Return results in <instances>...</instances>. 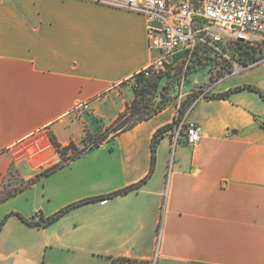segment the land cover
<instances>
[{
    "label": "crops",
    "instance_id": "crops-1",
    "mask_svg": "<svg viewBox=\"0 0 264 264\" xmlns=\"http://www.w3.org/2000/svg\"><path fill=\"white\" fill-rule=\"evenodd\" d=\"M159 55L140 13L0 0V187L14 167L28 181L58 163L51 134L66 146L103 132ZM248 85L264 93V61L212 90ZM178 112L170 105L0 200V264H264V98L247 88L202 98L185 113L200 142L174 146L169 129L154 159L155 134ZM61 210L46 226L13 214Z\"/></svg>",
    "mask_w": 264,
    "mask_h": 264
},
{
    "label": "built area",
    "instance_id": "built-area-1",
    "mask_svg": "<svg viewBox=\"0 0 264 264\" xmlns=\"http://www.w3.org/2000/svg\"><path fill=\"white\" fill-rule=\"evenodd\" d=\"M90 1L144 15L149 48L160 53L157 59L141 71L146 77L184 60L198 44L210 45L223 53L220 45L228 39L256 44L264 36V0ZM198 92L202 90L199 89ZM204 94H200L193 105L204 98ZM181 104L180 100L179 108ZM170 132H173L174 146L183 139L187 144L194 146L202 138L201 126L188 121L186 114L177 120ZM106 202L108 198L100 200L101 204ZM157 258L158 255L133 264H157Z\"/></svg>",
    "mask_w": 264,
    "mask_h": 264
},
{
    "label": "rangeland",
    "instance_id": "rangeland-1",
    "mask_svg": "<svg viewBox=\"0 0 264 264\" xmlns=\"http://www.w3.org/2000/svg\"><path fill=\"white\" fill-rule=\"evenodd\" d=\"M260 39L256 44L228 39L220 45L223 53L210 45L201 43L191 50L187 58L178 61L171 68L154 74L151 79L142 80L136 77L130 84L132 93L128 97L127 107L120 113L122 115L118 119L116 118L103 132L96 135L88 134L79 144L75 143L77 148L69 149L64 160L59 154L61 158L58 163L68 161L69 156L75 157L83 154L95 142L105 141L109 137L115 136L116 133L151 112L159 111L176 103L180 119L200 94L205 93L204 98L225 94L215 93L212 89L233 74L264 61V36ZM179 58L180 56L177 59ZM199 89L202 92H198ZM180 100L181 103L188 102L184 115H181V107L178 106ZM102 133L106 135L105 140H102L105 136L100 137ZM171 135L173 137V132ZM172 157L173 152L171 159ZM27 182L22 177L20 168L14 167L6 175L3 185L0 187V200L21 189Z\"/></svg>",
    "mask_w": 264,
    "mask_h": 264
},
{
    "label": "trees",
    "instance_id": "trees-1",
    "mask_svg": "<svg viewBox=\"0 0 264 264\" xmlns=\"http://www.w3.org/2000/svg\"><path fill=\"white\" fill-rule=\"evenodd\" d=\"M152 76H153V75H152ZM152 76H150V77H146V76H144V73H143V72H140V73H138V74L136 75L137 78H140V79H142V80H149V79L152 78ZM139 81H140V80H139ZM139 83H140V82H139ZM244 88H247V89H250V90L257 91V92H259V93L261 94V96L264 98V93H263L260 89H258V88L255 87V86H252V85H248V86H240V87H237V88H235V89H232V90L226 92L225 94H220V95H218V96L216 95V96H213V97H216V98H217V97H220V98H221V97H224L225 95H227L228 93H231V92L236 91V90H239V89H244ZM187 106H188V102H183V103H182V106H181V108H180L181 115H184V113L186 112ZM161 110H162V109H160L159 111H161ZM159 111H154V112H151V113L147 114L146 116L142 117L139 121L133 123L132 125H130V126L127 127V128H124V129L121 130V131H125V130H127V129L133 127L134 125H136V124L139 123L140 121H143V120H145V119H148V118L152 117L154 114L158 113ZM121 115H122V114H120V115L117 117V119H118ZM171 127H172L171 124L166 125L165 127L159 129V130L157 131V133L155 134V137H154V139H153V157H154V159H155V155H156L157 146H158V144H159L161 138L163 137L164 132L167 131V130H169ZM121 131H119L118 133H120ZM118 133H116V134H118ZM103 136H105V137H103ZM100 137H103L102 140H105V138H106L105 133H102V134L100 135ZM50 139H51V142L53 143V145L55 146L56 150L58 151V153L62 156V159H63V160H64V158L67 157L66 155H67V151H68L69 149H71V148L76 149V148H77V146H76V144H75L74 142H71L69 145H66V146L61 145V144L57 141L56 137H55L53 134L50 135ZM103 142H104V141H98V142H95L94 145H92V147L89 148V150H90V149H94V148L100 146ZM76 157H77V156H75V157H70V156H69V159H68V160L74 159V158H76ZM63 164H64V162H59V163H57V164H53L52 166L43 169L42 171H40L39 173H37L33 178L29 179L26 185L28 186V185L34 183L35 181H37V180L40 179L41 177H43V176H45V175H48L49 173L53 172L54 170H56L59 166H61V165H63ZM136 186H137V184L131 186L130 188H134V187H136ZM128 189H129V188H125V189H123V190L117 191V193L126 192ZM64 211H65V210H61V211H59L58 213H56V214H54V215H52V216H50V217H48V218H41V219H39V220H37V221H35L33 218L25 217V216L21 215L20 213H13V214H17V215H19L24 221H26L27 223H29V224H31V225H41V226H46V225L52 223L55 219H57L61 214L64 213ZM1 226H2V225H1ZM1 226H0V229H1ZM134 262H137V260H135V259H133V258H130V257H125V256L113 257V258H112V264H133Z\"/></svg>",
    "mask_w": 264,
    "mask_h": 264
}]
</instances>
